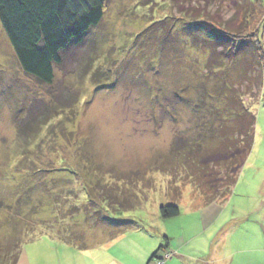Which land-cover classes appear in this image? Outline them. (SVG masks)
<instances>
[{
    "label": "rangeland",
    "instance_id": "rangeland-1",
    "mask_svg": "<svg viewBox=\"0 0 264 264\" xmlns=\"http://www.w3.org/2000/svg\"><path fill=\"white\" fill-rule=\"evenodd\" d=\"M177 1L208 6L213 27L182 16L173 0H109L51 85L21 70L0 22V264L5 246L17 243L31 264H107L106 245L120 231L143 236L138 245L154 244L153 253L170 240L156 264H264V0H251L255 14L249 8L237 22L233 0ZM242 22L254 38L236 42V60L227 47L237 39L224 31L236 35ZM259 72L260 89L252 81ZM232 96L245 106L258 101L255 143L229 198L207 205L201 194L224 179L211 156ZM37 123L44 126L30 141ZM202 148L209 170L191 175L185 167ZM97 180L129 198L121 214H107L129 222L124 230L98 222ZM169 205L181 215L163 219L160 208ZM60 241L86 254H58Z\"/></svg>",
    "mask_w": 264,
    "mask_h": 264
},
{
    "label": "trees",
    "instance_id": "trees-1",
    "mask_svg": "<svg viewBox=\"0 0 264 264\" xmlns=\"http://www.w3.org/2000/svg\"><path fill=\"white\" fill-rule=\"evenodd\" d=\"M108 1L109 0H0V22L13 47L15 57L21 70L29 77L35 79L38 83L51 85L55 79V67L62 65V57L65 52L72 47L80 46L90 30L100 25L104 18ZM173 1L175 7L178 8L182 16H185L186 18L189 17L190 19L192 18L194 23L199 26L205 25L208 28L213 27L209 23L211 21L208 20V17L210 16L208 6L202 5L193 9L187 7V4H181L177 0ZM202 1L204 4L207 2V0ZM233 1V3H235L234 7L237 8L234 15L236 19L235 22L238 21L240 14L248 13L249 8L251 10L254 8L250 14V19L255 14L256 7L253 6V1ZM244 19L245 17L243 20ZM247 23L242 22L240 24V31L242 32H237L239 31V27L234 30L236 35H233L228 30L224 31L225 35L237 39L232 45L227 47L233 59L237 60V53L240 50L239 47L237 48L235 46L236 42H241V40L244 39L253 40L254 38V34H249V26H247ZM216 31L218 32V29ZM257 50L259 49L256 46V48L253 49L255 57L257 55ZM260 66L261 64L259 62V69H261ZM258 75L260 76H256L252 81L255 83L256 87L260 89L262 84V73L259 72ZM250 93L252 92L250 91ZM227 102L228 106L225 110L229 112V114H227L225 119L222 117L219 118L220 126H222H219L220 132L217 135V145H220L217 150L213 149L211 156L214 162L213 168L219 167L224 171V179L221 181V189H223V187H226V189L222 190L224 193L222 194L218 193L221 189L220 187H217L216 192L212 190L213 192L210 193V195H207L202 193V185L198 186L200 187L201 195L205 197V204L207 205L218 201L225 202V200L229 198L232 188L237 184L239 173L252 153L255 143L256 116L251 111V105L258 101L253 100L251 105L245 106L243 99L238 101L232 96L227 98ZM228 123L230 125H228ZM43 126L44 123H37V131H35L36 129H33V135L28 137V140L31 141L36 139ZM206 151L202 148L194 153L193 150L190 158L191 162L189 161L190 168L189 165L188 167H185L186 171L188 168L190 174L191 171H198L200 174L205 175V171L202 172L200 169L203 167V170H209L210 165L208 161L202 157V153L205 154ZM172 172H174V169H172ZM189 180L193 183L196 182L191 176ZM225 183L226 186H223ZM95 185L102 194L99 193L98 202L95 203L96 200H94V202L91 200V202L96 206L101 204L104 205V207L99 206L100 210L95 209L98 222H109L111 225L115 226L116 229L120 227L119 229L124 230L120 225H127L126 223L129 222L115 221L114 219H110L107 215L109 213L108 210H110L112 214L114 213V215L121 214L120 209L123 205L121 204L122 200L129 203V198L125 195L122 197V194L124 193L122 187H120V185L115 187L116 185L113 186V184H104V182L100 180H97ZM115 189H118L119 194L114 192ZM18 200L19 198L16 200L15 204H17ZM112 207L116 210H111L113 209ZM160 214L165 220L174 219L181 215V210L176 205H169L161 207ZM125 229L129 230L130 228L125 227ZM123 233H125V231H120L117 236ZM165 240V247L161 248V252H165L169 249V242L167 239ZM35 241L36 239H31L29 240V243H34ZM73 244L79 250L85 249L76 243ZM18 245L19 244L17 243L11 249L8 248V246H5L6 256L2 259L1 264H8L11 256H14L11 264L19 263L23 251ZM13 248L16 251L14 255L13 253L11 254ZM2 250L3 248L0 244V252H2ZM158 253L154 255V259ZM2 257L3 256L0 254V258Z\"/></svg>",
    "mask_w": 264,
    "mask_h": 264
},
{
    "label": "crops",
    "instance_id": "crops-1",
    "mask_svg": "<svg viewBox=\"0 0 264 264\" xmlns=\"http://www.w3.org/2000/svg\"><path fill=\"white\" fill-rule=\"evenodd\" d=\"M143 238H144L143 236L141 237V235H139L138 233H133V232L115 236V239H112L110 243L106 245L108 253L113 255V259L107 264H156L157 261H155L153 257L156 253H158L161 250V248H163V245L159 248L157 252L153 253L154 244L152 245V248L151 245L150 246L148 245V248H144V247L141 248L138 245V241ZM164 239H166V237ZM167 241L169 242V249H170V240L167 239ZM60 243H62L60 245L63 246V249L62 250L58 249L57 251L58 254H60L61 252L62 253L65 252L69 255L71 254L70 258L75 256V254H80V256L86 254L85 251L87 250H80L81 252L79 251L76 252L72 250V248L74 247L72 244L64 243L62 241H60ZM169 249L166 251L170 252ZM99 251H101V249H99ZM159 253L157 254V256L159 255ZM98 255H99V259L101 257H104V255L101 256L100 253H98ZM171 260H173V258L170 259L169 261ZM32 262H33L32 264H35V257ZM18 264H31V258L29 257V253H25V251L22 252ZM164 264H166V262Z\"/></svg>",
    "mask_w": 264,
    "mask_h": 264
},
{
    "label": "built area",
    "instance_id": "built-area-1",
    "mask_svg": "<svg viewBox=\"0 0 264 264\" xmlns=\"http://www.w3.org/2000/svg\"><path fill=\"white\" fill-rule=\"evenodd\" d=\"M164 260H165V259H164ZM164 260H163V261H164ZM158 262H159V264H164V263H162V262H160V261H158Z\"/></svg>",
    "mask_w": 264,
    "mask_h": 264
}]
</instances>
